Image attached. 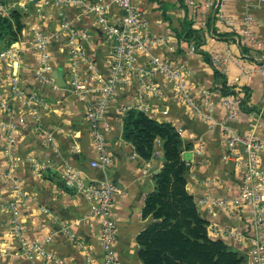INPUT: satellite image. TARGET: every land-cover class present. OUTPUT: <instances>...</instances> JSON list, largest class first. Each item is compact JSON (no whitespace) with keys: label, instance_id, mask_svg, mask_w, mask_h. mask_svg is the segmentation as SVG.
<instances>
[{"label":"crops","instance_id":"0c3cea01","mask_svg":"<svg viewBox=\"0 0 264 264\" xmlns=\"http://www.w3.org/2000/svg\"><path fill=\"white\" fill-rule=\"evenodd\" d=\"M4 15L8 8L15 7L20 13L23 27L21 37L28 42L32 39L27 27L36 25L44 29H53L58 21V7L50 0H2ZM141 12L145 26L141 34L162 38L148 46L147 54H160L175 65L182 66L187 73L186 91L193 102L200 103V89L207 90L205 98L212 102L211 112L216 118L224 113L219 100H241L236 105V114L231 127L236 132H243L247 125L261 115L255 126V134L264 144V69L257 67L264 58V0H250L244 6L242 0H225L220 12L231 19L238 20L244 11L250 16L249 28L255 43L239 45L234 31L218 20L215 10L205 6L214 0H130ZM246 7V8H245ZM87 33L83 53L98 73H106L105 55L107 45L102 42L101 33L91 18L80 15L78 5L64 3L61 9ZM107 17L114 21L119 11L109 7ZM184 20L188 21L185 27ZM188 28L196 31L200 40L184 37L180 33ZM193 47V52L188 48ZM216 52L218 64L209 63V55ZM139 53L138 65L149 68L148 55ZM52 64L48 76L56 72L62 79L63 86L49 90L53 100L60 108L55 113L48 112L42 120L43 127L50 133L49 139L35 132L32 128L18 127L14 150L4 156V130L0 127V263L1 264H44L39 256L28 257L17 246L15 238L9 235L8 213L6 205L14 196H19L14 189L18 186L22 198L16 199L19 208L18 223L25 240L40 241L48 232L52 233V242L48 248L63 259L64 264H100L99 227L95 219L88 221L87 204L81 194L72 188L59 185L49 173H58L63 163L69 162L82 174L90 178H105L121 189L114 195L111 205L115 222L113 250L117 264H142L136 255V234L149 222V217H142L141 210L145 196L152 189V174L160 167L159 145L154 151L157 157L143 159L132 145L122 139L120 118L128 105L141 104L139 108L148 117L170 123L188 148L186 152L188 172L185 189L192 196L198 215L205 221L209 239L221 240L224 244L245 255L244 264H252L246 257V251L254 238L263 247L264 264V213L259 226L252 225L250 207L221 208L211 204L212 199L229 200L239 193L242 167L234 163L224 146V134L218 127L207 126L206 121L173 93L170 81L158 75L147 79L155 81L161 96H148L137 99V83L130 70L126 77L124 90L110 103L107 109L109 129L105 133L106 150L110 164L103 170L89 168L93 158L91 139L82 114V106L64 90L66 65L63 54L52 53ZM36 56L30 49L21 52V59L14 68L29 88L45 92L32 79V69ZM0 64V90L4 86V70ZM213 68L223 77L224 93L219 82L214 78ZM10 105H15L11 101ZM166 111V113H162ZM6 116L0 111V122ZM260 166H264V151L259 153ZM39 168V169H38ZM36 171L38 173L36 174ZM33 174H36L34 177ZM60 178V177H59ZM17 197V198H19ZM45 209L46 212H42ZM69 225L74 240L68 239L58 229L60 224ZM227 228L231 234L223 233ZM86 257H89L86 261ZM51 264V263H47Z\"/></svg>","mask_w":264,"mask_h":264},{"label":"built area","instance_id":"2783aa9c","mask_svg":"<svg viewBox=\"0 0 264 264\" xmlns=\"http://www.w3.org/2000/svg\"><path fill=\"white\" fill-rule=\"evenodd\" d=\"M50 1L58 7L56 26L53 29H44L30 25L27 27L32 35L30 41H24L20 35L16 41L0 51V64L6 66L3 75L4 86L0 90V111L6 116V119L0 122L5 136L2 147L4 156L8 159L7 156L14 150L18 127L32 128L42 136L50 138V133L43 127L42 120L49 111L55 113L60 108L57 106L58 102L51 100L52 97L49 96V90L56 89L52 79L48 76L54 50L64 56L66 65L64 90L67 94L74 96L82 106V114L93 152V158L88 162V166L94 170H103L111 162L104 137L109 129L106 114L110 103L124 90L128 72L132 70L136 80L137 99L161 96L157 83L147 79L152 74L158 75L172 83L173 93L206 121L207 126L218 127L223 132L227 154L235 164L242 167L238 195L229 200L212 199L211 204L226 209L241 205L249 206L252 225L259 226L264 213V166H260L259 153L264 151V144L256 136L255 126L261 111L257 113V119L249 122L247 129L240 133L230 125V121L236 114L237 97L233 96L231 100L227 98L219 100L224 113L218 118L212 115V102L205 98L207 90L200 89L202 100L200 103L193 102L186 91V70L160 54H147L148 46L159 42L162 38L141 34L145 20L142 12L130 0ZM224 1H210L205 6L215 10L216 18L235 32L239 45L255 43L257 46H262L255 40L249 28L251 20L248 12L244 11L238 20L228 18L220 12V6ZM242 2L244 6H247L250 0H242ZM64 3L70 6L78 5L80 15L91 18L95 27L100 31L102 42L107 45L108 49L105 55L106 73H98L84 56L82 49L85 41L90 38V34L81 29L73 19L59 11ZM111 6L119 11L114 21L106 15L107 9ZM4 13V8L0 6V15ZM26 48L33 51L36 56L32 79L41 86H45V92L29 88L13 68V65L20 61L21 52ZM193 50V47L188 48L189 52ZM140 52L148 55L149 68L147 70L138 65ZM218 61V54L210 53L209 63L215 66ZM257 67L264 69V58ZM11 101L15 102V105L11 106ZM140 107L141 104H130L125 109L140 110ZM155 145H158L157 140ZM150 157L156 158L157 152L153 150ZM59 177L64 186L72 188L83 196L87 204L86 219L88 221L95 219L98 224L100 264H117L113 250L115 222L111 205L114 195L119 194L121 189L109 179L85 176L69 162L62 164ZM14 189L20 197L14 196L15 199L6 205L9 235L15 238L18 248L28 257L34 254L39 256L44 264H64L63 259L48 248L53 239L52 233L48 232L40 241L25 240L18 223L19 208L16 206V199L22 198L23 194L19 192L18 186H14ZM42 212L46 210L43 209ZM69 227L62 223L58 231L68 239L74 240V234ZM222 232L231 235L233 233L227 228H224ZM246 257L252 264H263V247L254 238L246 251ZM88 259L90 258L86 257V261Z\"/></svg>","mask_w":264,"mask_h":264},{"label":"trees","instance_id":"16d2710c","mask_svg":"<svg viewBox=\"0 0 264 264\" xmlns=\"http://www.w3.org/2000/svg\"><path fill=\"white\" fill-rule=\"evenodd\" d=\"M19 10L0 16V38L5 37V27L14 25L7 37L9 44L16 40L22 28ZM191 34L196 31L188 29ZM192 37V36H191ZM6 40V41H7ZM214 78L224 93L222 75L213 68ZM243 98L238 104L243 102ZM121 137L129 142L135 153L150 158L155 141L159 145L160 167L152 174V189L145 196L142 217L151 221L135 236L136 255L142 264H244L245 255L207 237L205 221L198 215L192 196L185 189L188 163L181 153L188 148L168 122L156 121L135 108H126L120 118Z\"/></svg>","mask_w":264,"mask_h":264},{"label":"rangeland","instance_id":"374dc122","mask_svg":"<svg viewBox=\"0 0 264 264\" xmlns=\"http://www.w3.org/2000/svg\"><path fill=\"white\" fill-rule=\"evenodd\" d=\"M1 4H3V1L2 0H0V6H2ZM13 9H16L15 7H10V8H8V12L9 11H11V10H13ZM7 12V13H8ZM20 14H22V16L24 15V13L22 12V13H20ZM184 22H185V27L186 26H188V21L187 20H184ZM22 27H23V25H22ZM22 29V28H21ZM21 31V30H20ZM9 32H13L14 34H15V36H16V33H15V31H14V25L11 23L10 24V30H9V28H7V27H5V37L4 38H0V51L1 50H4L5 48H7L8 46H9V44H6V43H8V42H10V39H9V41L7 40L8 38L7 37H9L10 38V35H9ZM181 35H183L184 37H191L192 36V41L193 42H197V41H199L200 40V37H199V35L198 34H191L189 31H188V28H186L185 30H184V32H182V33H180ZM19 36H20V33H19ZM18 35H17V37H16V40H17V38L19 37ZM7 40V41H6ZM15 40V41H16ZM14 42V41H13ZM12 43V42H11ZM16 67V65L14 64L13 65V67ZM14 67V68H15ZM49 96H50V93H49ZM51 98V97H50ZM51 100H53V98H51ZM177 132V131H176ZM34 175V177H36L35 175L36 174H33ZM58 175V173L56 174V173H49L48 174V177H51L56 183H58L59 185H61V179L57 176ZM63 185V184H62ZM61 185V186H62ZM151 221V218L149 217V222ZM148 222V223H149Z\"/></svg>","mask_w":264,"mask_h":264},{"label":"water","instance_id":"95a60500","mask_svg":"<svg viewBox=\"0 0 264 264\" xmlns=\"http://www.w3.org/2000/svg\"><path fill=\"white\" fill-rule=\"evenodd\" d=\"M51 76H52V78L54 79L56 86H58V87H62V86H63L62 79L58 76V74H56V72H53ZM186 154H187L186 152H184V153L182 154V158H183V159H187V158H186ZM231 251H234V249L231 248Z\"/></svg>","mask_w":264,"mask_h":264}]
</instances>
